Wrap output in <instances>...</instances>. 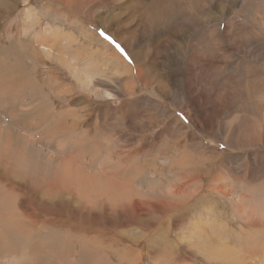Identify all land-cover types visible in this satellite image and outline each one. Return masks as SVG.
<instances>
[{
	"label": "rangeland",
	"instance_id": "rangeland-1",
	"mask_svg": "<svg viewBox=\"0 0 264 264\" xmlns=\"http://www.w3.org/2000/svg\"><path fill=\"white\" fill-rule=\"evenodd\" d=\"M163 1L0 0V264H264V0Z\"/></svg>",
	"mask_w": 264,
	"mask_h": 264
},
{
	"label": "bare ground",
	"instance_id": "bare-ground-1",
	"mask_svg": "<svg viewBox=\"0 0 264 264\" xmlns=\"http://www.w3.org/2000/svg\"><path fill=\"white\" fill-rule=\"evenodd\" d=\"M164 1H165V0H164ZM164 1H163V2H164ZM152 2H153V1H152ZM159 2H160V0H159ZM173 2H174V4H175V6H176V5H177V0H176V1H173ZM161 3H162V2H161ZM143 5L145 6V4H143ZM160 5H161V4H160ZM162 5H163V4H162ZM140 9H142V7H135L134 10L138 12V10L140 11ZM144 9H145V8H144ZM137 12H136V13H137ZM141 13H142V12H141ZM147 15H148V14H147ZM140 17H141V22H142V21H146L145 19H147V18H148V20H149V17H150V16H146V15L143 13V14L140 15ZM154 23H155V22H154ZM157 24H158V23H157ZM159 24H160V23H159ZM159 27H160V26H159ZM130 38H134V37H131V36H129V37H128V36H124V37L122 38V40L125 42L126 45H128L127 43H129V42L131 41ZM129 40H130V41H129ZM135 40H136V39H135ZM234 42H235V41H234ZM133 43H134V42H133ZM130 45H131V44H130ZM186 48H187V47H186ZM207 48H208V47H207ZM190 49H191V48H190ZM225 50H226V49H225ZM134 56H135V55H134ZM207 56H209V55H207ZM212 56H213V55H212ZM121 59H122V58H121ZM138 59H139V58H138ZM120 61H121V60H120ZM124 64H125V66H126L127 63L124 62ZM198 64H199V63H198ZM207 64L209 65V63H207ZM212 65H213V64H212ZM212 65H211V66H212ZM127 66H128V65H127ZM153 67H154V66H153ZM158 68H159V67H158ZM193 68H194V67H193ZM214 68H215V67H214ZM214 68H213V69H214ZM139 69H140V68H139ZM217 70H218V69H217ZM189 72H190V71H189ZM257 72H259V71H257ZM158 73H159V72H157L156 74H158ZM199 73H200V75H201V71H200ZM137 74L141 75V71H139ZM194 74H195V73H194ZM202 74H203V73H202ZM246 75H247V74H246ZM258 75H259V73H256V74H255V77H257ZM189 76H190V75H189ZM202 76H203V75H202ZM249 76H250V74H249ZM251 77L253 78V76H251ZM251 77H250V78H251ZM259 77H260V76H259ZM259 77H258V78H259ZM246 78H248V76H247ZM250 78H249V79H250ZM252 78H251V79H252ZM262 78H263V77L260 78L261 81H259L258 84H259L260 82H262V86H263V88H264V81H262ZM251 79H250V80H251ZM246 80H247V84L250 85V86L252 87L251 90H249V93L254 94V93H253V90L255 89V86H254V80H252V81H250V80H248V79H246ZM163 81H164V80H163ZM165 81H166V80H165ZM165 81H164V82H165ZM170 81L172 82V80H170V79L168 78V83H167V84H169ZM242 81H244V80H242ZM157 82H158V81H157ZM193 82H195V81H193ZM244 82H245V81H244ZM125 83H126V82H125ZM165 83H166V82H165ZM211 83H212V81H211ZM161 84H163V83H161ZM161 84H160V85H161ZM258 84H257V85H258ZM158 85H159V84H158ZM200 85H201V84H200ZM209 85H210V84H209ZM159 87H160V86H159ZM189 87H190V86H189ZM162 89H163V88H162ZM131 90H132V89H131ZM141 90H142V89H141ZM244 91L246 92V90H243V91H242V90H241V91H235V92L232 94V95H233V96H232V100H233V101H238V103H241V107H242L243 111L250 112L251 114H253L254 112H257V111L259 112V109H260V108H259V109L257 108V105H256V104H257V103H256V102H257V100H256L257 98H256V96H255L256 99L253 100V101H254L253 103H254L255 105L253 104L254 106L252 107V106H250V104L247 102L246 96L244 95V94H245ZM247 91H248V90H247ZM202 92H203V91H202ZM262 95L264 96V93H263ZM134 96H135V95H134ZM240 96H241V97H240ZM243 96H245V97H243ZM252 96H254V95H252ZM263 96H262V97H263ZM0 97H1V96H0ZM1 99H3V98H1ZM186 100H187V99H186ZM1 101H3V100H1ZM1 101H0V102H1ZM219 104H220V103H219ZM258 104H259V103H258ZM217 106H218V105H217ZM165 108H166V107H165ZM220 109H223V108H220ZM218 111H219V110H218ZM220 111H221V110H220ZM243 113H244V112H243ZM239 114H240V113H239ZM262 114H264V113H262ZM201 115H202V114H201ZM258 115H259V113H258ZM227 116H228V115H227ZM195 117H196V116H195ZM198 117H200V116L198 115ZM202 117H203V115H202ZM202 117H201V118H202ZM241 117H242V115H241ZM113 119H114V118H113ZM200 120H201V119H199L198 121H200ZM220 120H221V118H220ZM238 120H239V119H238ZM242 120H243V119H242ZM129 121H130V120H129ZM216 121H217V120H216ZM244 121H246V120H244ZM193 122H194V121H193ZM219 122H220V121H219ZM162 123H163V122H162ZM218 124H219V123H218ZM223 125H224V124H223ZM172 128H173V127H172ZM221 128H222V127H221ZM241 128H243V127H241ZM260 129H261V128H258V129H257V130H258V133H259V136L264 134V131H262V130H260ZM238 130H239V129H238ZM217 131H218V129H217ZM235 131H236V130H235ZM218 132H220V131H218ZM232 133H233V132H232ZM237 133H239V132H237ZM237 133H236V134H237ZM228 135H229V134H228ZM157 136H158V135H157ZM218 136H219V134H218ZM230 136H231V134H230ZM227 137H228V136H227ZM236 137H237V136H236ZM237 139H238V137H237ZM110 141H111V140H110ZM257 141H258V139H257ZM260 141H261V140H260ZM166 142H167V141H166ZM234 142H235V141H234ZM236 142H237V141H236ZM254 142H256V141H253V142L250 141V144L253 145ZM246 144H248V143L246 142ZM258 144H259V142H258ZM175 145H176V144H175ZM236 145H237V143H236ZM259 145H260V144H259ZM195 146H196V145H195ZM74 150H75V149H74ZM181 150H182V149H181ZM69 151H70V150H69ZM76 151H77V150H76ZM182 151H183V150H182ZM186 153H187V152H186ZM188 153H189V152H188ZM73 155H74V154H73ZM84 157H86V156H84ZM71 158H73V156H71ZM181 158H182V157H181ZM175 159H176V158H175ZM188 159H189V158H188ZM72 160H73V159H72ZM75 160H76V159H75ZM76 161H77V160H76ZM197 161H198V160H197ZM181 162H182V161H181ZM181 162H180V164H182ZM184 163H185V162H184ZM63 165H64V164H63ZM85 167H86V166H85ZM195 167H196V166H195ZM89 168H90V167H88V169H89ZM64 173H65V172H64ZM86 173H87V172H86ZM86 173H85V174H86ZM104 173H105V172H104ZM73 174H74V173H73ZM73 174H71V175H73ZM80 174H81V173H80ZM88 174H89V173H88ZM67 175H68V174H67ZM81 175H83V174H81ZM86 175H87V174H86ZM86 175H85L84 177H86ZM56 176H57V175H56ZM88 177H89V176H88ZM91 177H92V176H91ZM63 178H64V177H62V180H63ZM67 178H68V177H67ZM82 178H83V177H82ZM58 179H59V178H58ZM60 179H61V178H60ZM68 179H69V178H68ZM86 179H87V177H86ZM89 179H90V178H89ZM184 179H185V178H184ZM253 179H254V178H253ZM256 179H257V178H256ZM66 181H67V180H66ZM77 181H78V180H77ZM81 181H82V180H81ZM54 182H55V181H54ZM59 182H60V181H59ZM71 182H72V181H71ZM74 182H75V181H74ZM84 183H85V182H84ZM86 183H87V182H86ZM57 184H58V183H57ZM57 184H56V185H57ZM63 184H64V183H63ZM63 184H62V185H63ZM88 184H89V183H88ZM90 184H91V183H90ZM97 184H98V183H97ZM54 185H55V184H54ZM54 185H50V184H49L50 187H51V186L55 187ZM68 185H69V184H68ZM91 185H93V184H91ZM49 186H48V187H49ZM85 186H86V185H85ZM85 186H84V187H85ZM179 186H180V185H179ZM82 187H83V186H82ZM98 187H99V186H98ZM98 187H97V188H98ZM180 187H181V186H180ZM87 188H88V187H87ZM91 188H92V187H91ZM184 188H185V187H184ZM66 189H67V188H66ZM66 189H65V190H66ZM224 189H225V188H224ZM85 190H86V189H85ZM86 191H87V190H86ZM178 191H179V190H178ZM89 192H91V191H89ZM89 192H88V193H89ZM183 192H184V191H183ZM66 193H67V192H66ZM170 193H171V192H170ZM85 194H86V193H85ZM188 195H189V194H188ZM190 195H191V194H190ZM89 196H90V195H89ZM47 197H48V196H47ZM52 198H53V197H52ZM51 200H52V199H51ZM91 200H92V199H91ZM102 201H103V200H102ZM94 202H95V201H94ZM103 202H104V201H103ZM105 202H106V201H105ZM90 203H91V202H90ZM91 204H92V203H91ZM102 204H103V203H102ZM177 204H178V203H177ZM94 205H95V204H94ZM137 205H138V206H137ZM137 205L135 206L136 210H137V209H138V210L141 209L140 204L137 203ZM162 207H163V206H161V208H162ZM78 211H79V210H78ZM158 211H160V210H158ZM162 211H163V210H162ZM95 220H96V219H95ZM253 223H254V222H253ZM260 223H261V222H260ZM260 226H261V225H260ZM205 229H206V228H205ZM261 233H262V232H261ZM232 250L235 251V250H237V249L234 247V248H232V249L229 250V251H232ZM213 251H214V250H213ZM222 252H224V251H221V254H222ZM224 253H225V254H226V253L228 254V251H227V252L225 251ZM222 255H223V254H222ZM213 256H215V255H213ZM226 256H227V255H226ZM226 256H225V257H226ZM229 256H230V253L228 254V257H229ZM222 257H223V256H222ZM248 258H249V257H248ZM244 259H245V258H244ZM249 259H250V258H249ZM239 260H240V259H239ZM240 261H241V260H240ZM240 261H239V263H240ZM244 261H245V260H244ZM250 261H251V260H250ZM241 262H242V261H241ZM253 264H254V263H253Z\"/></svg>",
	"mask_w": 264,
	"mask_h": 264
}]
</instances>
